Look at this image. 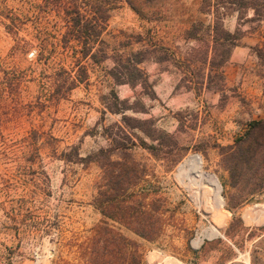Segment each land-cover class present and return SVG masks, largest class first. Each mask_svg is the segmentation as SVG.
I'll return each instance as SVG.
<instances>
[{
	"label": "rangeland",
	"instance_id": "374dc122",
	"mask_svg": "<svg viewBox=\"0 0 264 264\" xmlns=\"http://www.w3.org/2000/svg\"><path fill=\"white\" fill-rule=\"evenodd\" d=\"M69 1L0 0V264H96L98 255H105L108 264H129L134 244L143 264H264V219H257L256 208L264 207V192L230 210L227 199L236 191L228 186L229 174L221 162V148L232 146L252 122L264 120V20L255 19L253 10L244 22L237 16L225 20L226 29L232 33L239 29L243 38L224 67L223 78L204 80L200 93L195 75L186 79L194 88L189 91L175 62L160 65L153 60L142 65L152 84L150 95L140 86H116L105 74L113 66L108 60L90 65L88 84L66 100L43 106L42 84L64 54L58 43L64 26L60 7ZM133 1L144 17L129 0H116L112 6L103 36L112 52L139 50L137 40L142 36L184 63L199 47L183 35L195 21L209 24L199 11L202 0ZM10 82H21V87L9 88ZM112 89L135 109L126 112L133 118L128 124L123 115L106 107ZM143 121H152L153 127ZM150 129L174 135L177 150ZM114 139L135 145L129 158L116 153L111 160L120 164L116 171L128 162L143 171L131 192L135 197L129 196L127 203L139 200L146 210L153 205L158 210L162 230L153 241L95 208L94 198L106 189L104 164L63 160V154L76 158L75 152L87 158L108 149ZM142 142L163 148L153 154ZM191 155L200 156L204 171L220 183L224 202L220 215L195 203L176 178L179 166ZM103 223L129 243L122 260L112 252L110 242L117 238L96 234ZM213 227L219 236L195 248L196 237Z\"/></svg>",
	"mask_w": 264,
	"mask_h": 264
},
{
	"label": "trees",
	"instance_id": "16d2710c",
	"mask_svg": "<svg viewBox=\"0 0 264 264\" xmlns=\"http://www.w3.org/2000/svg\"><path fill=\"white\" fill-rule=\"evenodd\" d=\"M115 1L70 0L60 7L64 26L58 43L64 54L54 62L56 67L48 76L47 83L42 84L45 91L43 106L66 100L78 87L88 84L90 65L103 64L108 60L113 62V66L105 70V74L107 78L112 79L116 86L128 85L133 88L140 86L145 94L150 95L152 84L142 65L147 60H153L160 65L175 62L180 73L183 74V82L188 83L186 87L189 91L194 88L189 86L191 82H186V79L195 75L198 79L196 85H200L197 91L200 93L204 80L207 79L209 83H213L219 77L223 78V69L243 38L239 29L234 33L228 31L225 20L237 16L240 22H244V17L250 10H253L255 19L264 20V0H202L199 11L201 15L209 19V24L198 20L185 31L183 36L186 42H197L200 45L187 54L184 63H178L175 54L168 48L153 40L146 42L142 36H139L137 40V43L141 45L139 50L118 48L112 52L103 36L107 30ZM129 3L137 14L143 17L146 15L144 10L137 6L133 0H129ZM41 51H43L42 47ZM38 60L41 61L40 57ZM45 61L48 63V60L45 59ZM192 67L195 68L191 70ZM8 85L9 88H12V85H16V83L10 82ZM17 86L20 88L21 82H18L15 87ZM14 91L15 94L18 93V91ZM106 97L109 101L106 104L109 112L123 115L122 120L125 124L133 120L126 115L128 111H135L128 99L121 100L114 89L110 90ZM41 103L42 97L38 98V104ZM140 123L153 127L152 121ZM149 131L169 139L172 142L173 150H177L178 146L174 135L169 136L163 131L158 132L151 129ZM130 141L114 139L108 149L100 150L87 158H80L75 149L72 150L75 152L74 157L76 158H72L71 153L63 154L62 157L69 163H82L88 166L92 163L104 164L107 169L106 189L99 190L98 195L94 198L95 208L110 221L126 226L145 240L153 241L157 239L162 230V219L158 210L154 205L149 206L150 210H146L145 204L139 200L127 203L131 199L129 196L135 197L131 192L137 187L143 171L134 162H128L122 164L117 172L118 162L111 160L116 153H121L124 157L129 158L130 151L135 146ZM141 146L153 154L163 148V144L154 146L147 145L145 142H142ZM221 156L222 166L229 174L228 186L236 191V195L227 199V206L230 210H237L264 192V120L252 122L246 133L232 146L221 148ZM37 228L39 232L41 225H38ZM45 231L48 232V230H43V233ZM105 233L117 238H113L109 242L114 247L112 250L114 255L122 260L126 253L125 248L129 246V243L107 223L97 226L96 234L99 237ZM104 245L108 248V240H105ZM104 257L105 255H98L95 260L96 264H108ZM129 264H143L135 244L130 254Z\"/></svg>",
	"mask_w": 264,
	"mask_h": 264
},
{
	"label": "bare ground",
	"instance_id": "6f19581e",
	"mask_svg": "<svg viewBox=\"0 0 264 264\" xmlns=\"http://www.w3.org/2000/svg\"><path fill=\"white\" fill-rule=\"evenodd\" d=\"M176 178L179 183L192 194L191 196L195 203L198 205L206 204L209 206V209L214 210L218 215L221 214L220 212L223 209L224 202L221 197L220 183L214 176L204 171L203 160L200 156L191 155L181 163L177 170ZM208 193H210L211 196L209 195V197H207L206 195ZM256 208L257 219H264V207L257 206ZM222 222L223 219L220 217L218 223L221 224ZM218 236L219 231L217 228H209L207 231L203 232L202 235L196 237L193 241V246L198 248L202 245L204 240H212Z\"/></svg>",
	"mask_w": 264,
	"mask_h": 264
},
{
	"label": "water",
	"instance_id": "95a60500",
	"mask_svg": "<svg viewBox=\"0 0 264 264\" xmlns=\"http://www.w3.org/2000/svg\"><path fill=\"white\" fill-rule=\"evenodd\" d=\"M211 176H214V177L217 179V177H216L215 175L211 174ZM217 180H218V179H217Z\"/></svg>",
	"mask_w": 264,
	"mask_h": 264
}]
</instances>
